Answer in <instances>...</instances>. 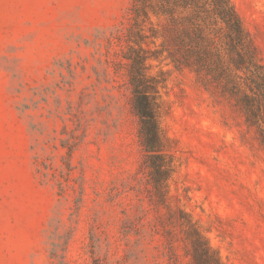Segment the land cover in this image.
<instances>
[{
	"label": "rangeland",
	"instance_id": "1",
	"mask_svg": "<svg viewBox=\"0 0 264 264\" xmlns=\"http://www.w3.org/2000/svg\"><path fill=\"white\" fill-rule=\"evenodd\" d=\"M229 1L264 81V0ZM133 2L0 0V264H204L197 234L219 264H264L260 130L143 22L170 169L155 190L124 59Z\"/></svg>",
	"mask_w": 264,
	"mask_h": 264
},
{
	"label": "trees",
	"instance_id": "2",
	"mask_svg": "<svg viewBox=\"0 0 264 264\" xmlns=\"http://www.w3.org/2000/svg\"><path fill=\"white\" fill-rule=\"evenodd\" d=\"M131 11L135 23L128 29L127 42L138 47L129 45L124 59L145 162L152 169L157 192L164 193L170 169L164 155L168 145L159 125L160 81L148 74L151 51L137 43L147 39L143 22H149L152 38L163 39L161 52H167L175 65L191 66L201 78L226 87L260 130L264 143V81L250 70L246 34L229 0H134ZM152 16L158 24L151 21ZM244 71L251 74L240 76ZM196 238L204 264H219L202 237L197 234Z\"/></svg>",
	"mask_w": 264,
	"mask_h": 264
}]
</instances>
